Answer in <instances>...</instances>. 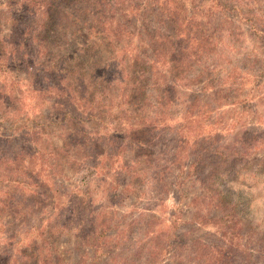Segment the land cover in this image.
I'll return each mask as SVG.
<instances>
[{
	"label": "rangeland",
	"instance_id": "rangeland-1",
	"mask_svg": "<svg viewBox=\"0 0 264 264\" xmlns=\"http://www.w3.org/2000/svg\"><path fill=\"white\" fill-rule=\"evenodd\" d=\"M113 1L118 0H111V5ZM177 1L187 4V14L199 22L193 24V31L200 33L197 41L209 49L195 69L205 63L208 69L217 68L211 78L220 74L231 90L219 93L218 101L215 95L212 99L206 92L203 95L208 72L199 68L197 76L193 67L181 64L184 74L176 81L179 94L170 112L179 117L187 102L201 97L202 102L191 108L198 119L195 134L211 135L212 146L225 153L213 157L211 165L200 168V162L193 168L190 164L196 156L183 158L190 153L188 146L163 189L161 182H154L148 151L137 149L125 159L130 162L138 157L140 163L132 171H139V177L124 190L128 177H118L113 169L116 156L111 155L114 152L109 151L104 136L108 117L87 120L86 134L75 130L71 135L70 117L51 106L55 99L51 95L62 92L44 85L55 82L79 87L84 81L91 97L95 90L88 81V70L93 61L90 49L83 48L85 34L91 42L107 47L108 52L99 57H110L107 72L111 75L116 63L121 67L123 61L132 62L128 50V56H123L126 49L133 55L142 46L141 36L146 41L157 39L162 32L169 33L167 24L160 16L154 21L144 19L149 26L141 28L143 34L133 35L125 44L128 48L110 38L96 37L88 28L78 32L82 36L77 43L72 32L96 14L89 11L91 7L100 13L98 0H51L55 15L71 22L75 21L72 15L81 20L67 24L61 38L56 37L60 35L58 24L40 25L44 14H38V0H0V264H160L161 259L172 264L175 254L182 256L175 264H204L209 246L229 250L224 264H244L242 249L251 242L262 245L256 239L261 237L264 242V0ZM28 4H32L29 9ZM133 14L143 17L140 10ZM135 21L142 27L143 20ZM169 73L175 77L174 70ZM217 85L209 92H216ZM223 94L231 99L229 104ZM93 100L102 99L96 96ZM176 121L178 118L172 120ZM38 129L56 151L45 158L44 165L37 154L26 158L33 169L25 166L24 172L16 171L10 165L12 156L21 147L29 153L34 146L38 148ZM174 139L175 131L163 132L149 149L153 153L173 150ZM235 157L238 175L226 171L213 180L206 178L212 166L232 171L230 163L224 167L222 162H232ZM94 164L99 165L96 174L91 170ZM37 222L43 230L25 231L28 224ZM101 222L111 227L106 237L99 235L104 229ZM123 228L124 237H109ZM131 232L137 237L130 238ZM147 232H155L153 242L151 235L145 237ZM41 245L44 257L38 261Z\"/></svg>",
	"mask_w": 264,
	"mask_h": 264
},
{
	"label": "trees",
	"instance_id": "trees-1",
	"mask_svg": "<svg viewBox=\"0 0 264 264\" xmlns=\"http://www.w3.org/2000/svg\"><path fill=\"white\" fill-rule=\"evenodd\" d=\"M98 2L100 13L97 12L98 8L91 7L89 11L91 13L96 12V14L87 17L88 20L85 19V22L80 25L81 27L78 26L79 28H77V30L74 29L72 32L76 42L82 36L78 32L88 28L89 32L96 33V37L105 39L110 38L112 42L122 43L123 47H127L128 45L125 44L133 39V35L139 36V34H143L141 28H145L146 25L149 26L148 23L146 24L145 20L154 21V19L159 16L161 20L167 24L165 27L169 28V33L156 30L162 32L161 35L155 36L157 39H149L148 41L142 39L141 36L140 40L142 46H140V49L133 55L131 54V49H126L124 51L126 54L124 53L123 56H128L127 50L129 51V59H132V62L127 63V61H123L124 63H120L121 67H118L116 63L111 75L107 72L111 64L109 63L110 57H107L108 55L105 57L101 55L102 59L99 57V53L108 52L107 47L102 43L97 44L93 41L92 43L90 41L91 37H87L85 34L83 48L85 49L87 47L90 49L88 52L92 55L91 59L94 63L89 66L88 70L89 76L94 79L91 80L90 78L88 80L95 90L92 96L90 97L91 94H89V92L87 93V88L89 86L86 85L84 81L81 82L79 87L78 85L72 86L74 89L71 87V84L61 86L60 83L57 84L54 82L44 85L47 86V89H52L54 87L59 92H62L61 94L59 93L58 96L51 95L55 97L51 106L58 111H64L63 115L70 117L72 124L70 128L71 135L75 130H82V132L86 134L88 129L86 126L87 120L103 121L105 117H108V121H105L106 131L104 136L107 140L106 144L109 147V151L114 152V154L112 153L111 155L116 156L113 169L118 173V177L119 175L128 177V183L124 185V190L132 187L133 183L131 182L134 181L133 179L135 176L139 177V171H132L133 165L137 162L140 163L138 157L130 162L125 159L130 152H134L137 149L148 151L147 153L151 162L150 170H153L152 176L155 177L154 182L157 184L161 182V187L163 189L165 188L164 182L166 183L168 175L174 167L178 165V161L185 154L184 149L188 146L190 147V153L183 158L189 159L192 154L195 155L196 158H194V161L190 164V167L193 168L200 162V168L206 164L211 165L213 157L219 154L224 156L225 151H218L217 147L215 148L212 146L209 139L211 135L195 134L198 124L196 125L194 123L197 122L198 119L196 113H192L191 108L194 107L196 103L202 102L201 97L195 96L192 101L187 102L183 107L182 115L179 117L174 116L173 112H170V107L173 103L175 104L177 102V96L179 94L176 81L179 76L184 74L182 68L181 70L179 69L181 64H186V67H193L194 69L191 70L194 74H197V76L201 74L197 73L199 68L201 72L204 70V73H206V71L208 72L207 78L210 79L209 81H205L202 85L201 91L203 95L206 92V95L211 97V99L213 95H215V100L218 101L219 93L231 90L227 87V83H224L226 79H223L224 77L221 78L220 74H217L216 78H211L212 72L216 71L217 68L208 69V64L205 63V65L195 69V63L198 65L204 61L207 54H209V49L208 46L203 47V45L197 41V39H200V33L193 31V24L198 25L199 22L195 20L193 15L189 16L187 14V4L182 1L178 3V1L175 2V0H164L162 2L159 0H118L113 1L112 5L111 0H98ZM31 7L32 4H28V9ZM107 7H109V10L106 9ZM133 10H140L143 17L138 18L137 14H133ZM56 12L55 4L51 2V0H38V14H44L43 23L40 25L46 28L49 23H53V25L58 24L59 27L56 26V32L60 31V35H56L58 38H61L62 29L66 27L67 24L73 23L76 25L78 22H81V20H78L74 15L72 16L75 21L71 22L68 18L63 19L58 14L55 15ZM135 19L144 21L142 27L138 26ZM171 26H173L174 29H172ZM150 31L148 32L150 34L149 38L152 37ZM103 34L104 36H101ZM65 41L68 42V40H61V42ZM195 42L198 43L194 45ZM157 43L160 44V46ZM100 46H102V50ZM74 53L77 54V51H74ZM197 61H199V63ZM216 66L217 65L214 67ZM127 67L131 69L127 70ZM133 68L134 71H132ZM220 69L221 71L226 70L224 68L222 69V67ZM169 70H174L175 77L172 76V73H169ZM227 75H229V73ZM131 76H133V79H131ZM220 80H222V83ZM216 85L218 88L216 92L210 93L209 89L215 88ZM234 89L236 90L238 87ZM68 92H71L72 95H68ZM63 95H65V97ZM96 96L101 97L102 100L98 102L93 100ZM148 96H150L149 100L144 101L145 97ZM223 97L227 98L225 101L226 104L231 102V99L226 95L223 94ZM89 98L90 100H88ZM245 100H248V98L246 97L242 102ZM97 103H99L100 106L97 105ZM233 103L235 102L233 101ZM206 105H210V103H206ZM147 110L149 111L147 112ZM105 111L107 116H104ZM204 111L205 109H202V113ZM177 118L179 121L172 122V120H177ZM74 119H77V123L73 122ZM171 130L176 133V139H174L175 141L172 143L173 150L168 149L165 150V152L156 151L153 153L149 147L153 148L152 145L157 142V139H161V134H163V132ZM98 131L99 130L96 129V133H99ZM42 134V130L38 129V148L34 146L31 153H29L25 148L21 147L20 152L12 156L13 161L10 165L14 166L16 171L24 172V168L26 167H28L29 170L30 168L33 169V167L26 164L29 163V160L27 161L26 158L33 159L32 157L38 154V159H42L40 165H44L45 160H48V155H52L56 151V148L45 142L46 140L43 139ZM141 134L147 137H142ZM32 142L34 141L32 140ZM45 145H47L46 148ZM196 146L198 147V152H192V149L195 150ZM236 162V157L233 158L232 162H222L224 167L230 163L232 171L230 169L224 170L221 168L219 170L218 167L212 166L206 178L209 177L213 180V178L218 177L217 174L221 175L226 171L228 174L234 172V174L238 175L239 169L233 165L236 164ZM94 165V168L91 170L96 174L99 165ZM27 173H29V171ZM29 176L32 177L31 174ZM206 186L210 188V183H206ZM150 220L151 219H147L146 221L150 222ZM100 226H103V222L100 223ZM110 228L111 227H104L99 235L101 237H106ZM34 230H43V228L38 227V222L32 225L28 224L27 227H25L26 232ZM125 230L126 228L121 230L118 229L117 233H113L109 235V237L113 235L116 238L119 236L124 237ZM41 233L44 235L43 232ZM131 234L132 235H129L130 238L137 237L134 232H131ZM145 235V237L151 235L149 238L153 242L156 234L155 232H147ZM108 240L109 238H106V241ZM256 242H260L262 245H254L253 242H251L242 249V252L245 253L243 258L245 260L244 264H264V261L262 263L260 262L264 257L263 238H257ZM43 243H46L45 238L43 239ZM38 249L40 255L38 261H41L43 259L42 257H44L43 251L45 250L43 245L38 246ZM221 252L224 253L222 254ZM228 252L229 250L220 251L218 248L214 250L209 246L205 253L207 259L204 260V264H206L207 260H212L211 263L213 264H224L227 255H229ZM151 253L153 254V250ZM175 256L176 258L172 260V264L182 259L181 255L178 256L175 254ZM149 261L153 263V259ZM160 264H165L164 259H161Z\"/></svg>",
	"mask_w": 264,
	"mask_h": 264
}]
</instances>
